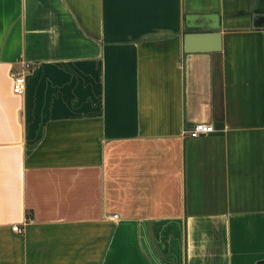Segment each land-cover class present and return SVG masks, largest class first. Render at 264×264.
Returning <instances> with one entry per match:
<instances>
[{
  "label": "crops",
  "instance_id": "0c3cea01",
  "mask_svg": "<svg viewBox=\"0 0 264 264\" xmlns=\"http://www.w3.org/2000/svg\"><path fill=\"white\" fill-rule=\"evenodd\" d=\"M256 12L0 0V264H264Z\"/></svg>",
  "mask_w": 264,
  "mask_h": 264
},
{
  "label": "built area",
  "instance_id": "2783aa9c",
  "mask_svg": "<svg viewBox=\"0 0 264 264\" xmlns=\"http://www.w3.org/2000/svg\"><path fill=\"white\" fill-rule=\"evenodd\" d=\"M25 70L22 73H13V91L17 95H24L26 92L27 87V77L26 74L32 69V65L27 63L24 66ZM215 132V128L212 125H206V124H197L193 127V129L190 131V136L192 138H199L204 135H210ZM115 219L118 218V216H114ZM14 231H19V226L14 227Z\"/></svg>",
  "mask_w": 264,
  "mask_h": 264
},
{
  "label": "water",
  "instance_id": "95a60500",
  "mask_svg": "<svg viewBox=\"0 0 264 264\" xmlns=\"http://www.w3.org/2000/svg\"><path fill=\"white\" fill-rule=\"evenodd\" d=\"M254 24H255V26L259 25V27H264V12H256L254 14ZM206 26L207 25H205L202 28H194V27H191L190 23H186L185 28H186V32L189 33L188 36L190 38L192 36V35H190V34H192V32H198V31L199 32H204L205 30H209V27H206Z\"/></svg>",
  "mask_w": 264,
  "mask_h": 264
}]
</instances>
